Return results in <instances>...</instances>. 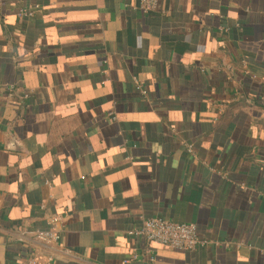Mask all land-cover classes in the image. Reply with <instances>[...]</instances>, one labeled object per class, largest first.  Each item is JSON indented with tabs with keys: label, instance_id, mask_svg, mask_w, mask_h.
Listing matches in <instances>:
<instances>
[{
	"label": "crops",
	"instance_id": "obj_1",
	"mask_svg": "<svg viewBox=\"0 0 264 264\" xmlns=\"http://www.w3.org/2000/svg\"><path fill=\"white\" fill-rule=\"evenodd\" d=\"M58 212L66 255L33 235ZM34 256L264 264V0H0V264Z\"/></svg>",
	"mask_w": 264,
	"mask_h": 264
},
{
	"label": "built area",
	"instance_id": "obj_2",
	"mask_svg": "<svg viewBox=\"0 0 264 264\" xmlns=\"http://www.w3.org/2000/svg\"><path fill=\"white\" fill-rule=\"evenodd\" d=\"M158 3L159 0H139V8L146 13L152 10ZM34 12V10L22 9L20 14L31 16ZM64 218L65 213L58 212L50 218L48 229L33 232L37 241L44 246L55 247L58 253L62 255H66L67 252L62 250L57 244L60 238V227ZM131 233L145 239L151 244L166 245L180 250H195L209 244L205 238L198 234L195 224L176 223L158 217L142 219L139 227L134 228ZM26 264H37L36 257L30 258Z\"/></svg>",
	"mask_w": 264,
	"mask_h": 264
},
{
	"label": "water",
	"instance_id": "obj_3",
	"mask_svg": "<svg viewBox=\"0 0 264 264\" xmlns=\"http://www.w3.org/2000/svg\"><path fill=\"white\" fill-rule=\"evenodd\" d=\"M6 148L9 150L21 152L23 150V145L18 142L12 134L10 138L6 140Z\"/></svg>",
	"mask_w": 264,
	"mask_h": 264
}]
</instances>
